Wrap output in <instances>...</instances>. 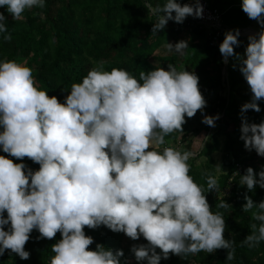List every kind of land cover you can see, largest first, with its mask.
Returning <instances> with one entry per match:
<instances>
[{"label": "clouds", "instance_id": "clouds-1", "mask_svg": "<svg viewBox=\"0 0 264 264\" xmlns=\"http://www.w3.org/2000/svg\"><path fill=\"white\" fill-rule=\"evenodd\" d=\"M45 6L46 0H0V7L14 20L26 10ZM241 7L258 21L261 31L248 37L243 56L234 52L240 44L239 29L225 33L219 50L225 62L229 57L239 61L250 87L252 99L242 105L243 114L249 109L261 111L258 101L264 98V0H242ZM145 8L159 14L152 35L169 20L183 23L188 16L203 17L200 0L183 5L166 0L163 6ZM0 34L11 41L3 13ZM164 47L181 56L189 49L186 40ZM102 68L101 64L90 69L82 82L72 84L61 103L38 89L30 67L0 61V148L40 165L33 171L0 155V256L10 249L20 259H29L25 244L36 229L38 238L52 239L61 233L62 239L51 247L50 264H128L121 261L122 250L102 244L88 250L94 241L86 236L85 226L104 225L149 242L132 246L138 262L161 264L169 253L186 258L221 248L228 250L226 260H233L235 242L224 237L223 215L210 211L204 190L189 175L188 161L195 153L171 147L158 150L166 135L182 130L185 115L191 118L206 107L198 76L177 71L172 64L168 70L141 71L139 79L125 69ZM217 119L218 114L205 115L202 122L214 127ZM240 131L245 148L264 157V121L249 123L244 118ZM258 177L248 167L240 184L249 190L256 185L264 188V168ZM207 190L218 191L211 174ZM244 199L243 211L251 212L259 223L251 224L241 245L255 247L264 242V200L255 203L247 195ZM229 207L225 200L217 203V208ZM6 225H10L7 231Z\"/></svg>", "mask_w": 264, "mask_h": 264}, {"label": "trees", "instance_id": "trees-1", "mask_svg": "<svg viewBox=\"0 0 264 264\" xmlns=\"http://www.w3.org/2000/svg\"><path fill=\"white\" fill-rule=\"evenodd\" d=\"M189 0H177L183 3ZM210 8L224 14L223 24L226 29H247L258 23L250 19L242 10V0H205ZM166 0H46L44 8L33 7L26 10L20 19L14 20L5 7L0 13L7 18L10 42L0 34V61H15L32 69L35 85L39 90L48 92L63 103L70 94L72 84L82 82L88 71L103 65V71L113 68L125 69L139 79L141 71L145 73L161 67L168 70V65L175 66L177 71L194 72L199 78V90L209 100L208 116H216L215 126H209L200 119L202 110L189 118L185 115L182 130H175L165 136V143L158 150L166 147L193 152L195 143L200 150L189 159V175L204 190L210 211L219 212L225 219L224 237L233 240L235 258L226 260L227 249H217L213 253L201 251L186 258L169 253L168 259H161V264H264V242L255 247L241 245V241L251 233V224L259 223L252 219L251 212H244L245 195L255 203L264 200V188L256 185L249 190L240 184V176L252 167L258 173L264 168V157L255 149L249 151L241 137V124L246 118L249 123L259 124L264 121V98L258 101L261 111L249 109L241 113L242 105L250 102L252 93L241 73L239 61L229 57L224 76L225 62L219 46L225 38V32L216 46H211L208 28L176 23L169 20L165 28L152 35L157 13L148 11L145 6L151 4L163 6ZM175 13H173L174 15ZM264 15V14H262ZM261 31V29H259ZM256 31V32H259ZM187 38V39H183ZM239 46L234 52L243 56L249 43L246 38H238ZM180 40L188 42L186 53L181 56L168 53L164 45L175 44ZM158 52L157 55H155ZM2 131V129H0ZM148 150H152L149 148ZM254 152V154H253ZM222 154L221 174L217 178L214 170L216 154ZM0 155L12 159L14 163L23 162L27 168L37 171L38 163L30 158L18 159L4 153ZM201 159H205L204 162ZM217 179L218 191L207 190V176ZM208 191V192H207ZM219 200H225L231 207L217 208ZM254 211V210H253ZM4 216H7L5 211ZM10 225L5 226V230ZM86 236L93 238L88 250H95L102 244L112 250H122L121 261L128 264H147L138 262L131 252L133 245H147L143 236L133 240L123 232H114L104 225L92 229L85 226ZM40 233L33 229L25 244L30 258L22 260L6 249L0 256V264H50L54 253L53 244L62 239L57 232L52 239L38 238ZM157 253H161L159 248Z\"/></svg>", "mask_w": 264, "mask_h": 264}, {"label": "built area", "instance_id": "built-area-1", "mask_svg": "<svg viewBox=\"0 0 264 264\" xmlns=\"http://www.w3.org/2000/svg\"><path fill=\"white\" fill-rule=\"evenodd\" d=\"M186 3H195V0H189L181 3V5ZM203 5V17L194 18L193 16H188L185 18L187 24L193 25L195 27L208 28L211 29L214 34H210L211 46L217 45L219 38L228 31L223 27L224 14L217 9L210 8L205 0H200Z\"/></svg>", "mask_w": 264, "mask_h": 264}, {"label": "rangeland", "instance_id": "rangeland-1", "mask_svg": "<svg viewBox=\"0 0 264 264\" xmlns=\"http://www.w3.org/2000/svg\"><path fill=\"white\" fill-rule=\"evenodd\" d=\"M224 24H225V23H224ZM224 24H223V27L226 29L227 27H225ZM247 29H250V30L256 32V31H259V29H261V26H260L259 23H257V24H255L254 26L249 27V28H247ZM227 30H228V29H227ZM231 30H235V29H231ZM241 30H246V29H239V31H241ZM228 31H230V30H228ZM252 31H250V32H246V34H245L246 37H239V38H246V39H248V37H249L250 35H256V34H255L254 32H252ZM256 33H258V32H256ZM183 39H187V38H183ZM157 54H158V52H157L155 55H157ZM224 62H225V59H224ZM210 97L212 98V95H211ZM211 98L208 99V101H207V103H206V107H205L204 109H202V111H201V113H200V119L203 118V117L206 115V113L208 112V110H209V100H210ZM198 144H200V143L198 142ZM198 144H197V143L194 144L195 147L193 148V149H194V150H193V153H195V155H196L197 152L200 150V147H197V146H200V145H198ZM150 148H151V147H150ZM253 154H254V152H253ZM259 156H260V155H259ZM193 157H194V156H193ZM213 159H214V161H215V166H214L215 174H216V176H217V178H218V177L220 176L221 172H222V170H221V166H222V154H221V153L216 154V155L213 157ZM201 161L204 162L205 159H201ZM217 166H218L219 168H216Z\"/></svg>", "mask_w": 264, "mask_h": 264}, {"label": "water", "instance_id": "water-1", "mask_svg": "<svg viewBox=\"0 0 264 264\" xmlns=\"http://www.w3.org/2000/svg\"><path fill=\"white\" fill-rule=\"evenodd\" d=\"M250 31H252V30H250V29L241 30V31H240V36H239V37H246V36H245L246 32H250ZM252 32H254V31H252ZM254 33L257 34L256 32H254ZM239 37H238V38H239ZM228 60H229V58L227 59V62H225V68H224V72H223L224 76L227 75L226 67H227V64H228Z\"/></svg>", "mask_w": 264, "mask_h": 264}]
</instances>
